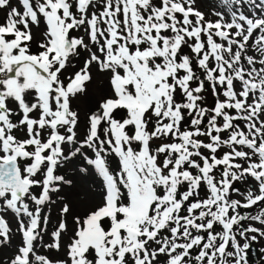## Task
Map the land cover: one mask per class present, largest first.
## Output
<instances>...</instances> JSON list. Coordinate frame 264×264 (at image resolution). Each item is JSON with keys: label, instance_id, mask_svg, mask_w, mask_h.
<instances>
[{"label": "snow or ice", "instance_id": "1", "mask_svg": "<svg viewBox=\"0 0 264 264\" xmlns=\"http://www.w3.org/2000/svg\"><path fill=\"white\" fill-rule=\"evenodd\" d=\"M195 2L0 0L9 9L0 23V245L12 239L8 211L21 236L9 264H247L250 245L237 235L264 236L243 223L264 226V13L220 0L209 20ZM75 58L81 66L67 75ZM93 67L110 94L80 131L72 100ZM77 157L103 187L84 215L52 198L72 185L58 172ZM58 201L49 234L43 213ZM69 215L65 258L38 254V245L61 250Z\"/></svg>", "mask_w": 264, "mask_h": 264}, {"label": "rangeland", "instance_id": "2", "mask_svg": "<svg viewBox=\"0 0 264 264\" xmlns=\"http://www.w3.org/2000/svg\"><path fill=\"white\" fill-rule=\"evenodd\" d=\"M254 5H262L261 8H256ZM11 6L20 7L18 0H11ZM195 7L200 11L205 13V18L209 20H215L217 17L213 15L215 11L223 10L220 6V0H196ZM9 9H0V23L4 22L6 12ZM241 11L245 12L249 15H261L264 13V0H242V5L240 8ZM45 30V25L41 24L39 27L33 26V41H32V51H37L38 43L42 41L43 36L42 33ZM83 32L80 33L73 32V35H82ZM82 61L79 58H75L72 60V65H75L73 68L71 65L68 67L67 75H72L75 70H78L81 66ZM93 79L87 85V90L84 94H80L72 100V107L74 110H77L81 117L80 131L84 130V122L86 120L87 115L90 110H94L97 106L98 102L102 100V98L110 94L109 89L110 85L105 75L98 72V70L93 67L92 68ZM203 104L207 107H213L215 104L216 97L211 92L210 88H206L203 93ZM18 136L22 135L21 133H16ZM226 135V134H225ZM227 150V149H225ZM82 162L79 157L74 158L69 161L66 165L59 169L58 174L65 175L66 179H71L73 181L71 186H63V190L54 195L53 200H57V197H63L66 202H68L72 208V214L76 215H84L88 210L95 207L97 203H99L101 198V193L103 191L102 181L95 174L94 170H90L88 174H82L78 171V167L81 166ZM117 165V160L115 158L111 161V167L115 168ZM241 191H246L249 187L247 183L238 184ZM38 191V190H37ZM203 195V191H202ZM233 198L243 199L241 196L233 194ZM59 201L56 204L51 205L50 212L48 209H45L43 214L50 215V223L48 225V233L54 230L55 226L60 219L59 216ZM246 213H250L252 215L256 214L259 209L257 207H253L249 210H242ZM5 219L9 222V226L12 229V239L10 243L6 245H0V264H9L11 258H13L16 253L17 248L21 244V236L16 229L18 227L17 219L15 215L8 211L5 214ZM68 220V231L62 235V247L59 252L52 249H45L43 247L37 246L38 254L47 255L50 259L56 260L65 258V247L67 243L70 242V237L72 236L74 224L72 223V215L67 217ZM245 226L253 225L257 228H261L264 230V226L260 225L258 222H254L246 220L243 222ZM234 230H237L234 228ZM252 237H256L255 240H252ZM237 239L241 247L244 243H249V245H253L256 250V258L259 261L258 264H264V236H260L259 233L249 232L246 234V237H240L237 235ZM44 242H50V235L44 236ZM229 251H233L231 246H229ZM247 253V264H254L251 261V252L249 248L246 250ZM259 258V259H258ZM231 264V258H230Z\"/></svg>", "mask_w": 264, "mask_h": 264}, {"label": "water", "instance_id": "3", "mask_svg": "<svg viewBox=\"0 0 264 264\" xmlns=\"http://www.w3.org/2000/svg\"><path fill=\"white\" fill-rule=\"evenodd\" d=\"M249 250L251 252L252 257L256 260V250L252 244L249 246Z\"/></svg>", "mask_w": 264, "mask_h": 264}, {"label": "trees", "instance_id": "4", "mask_svg": "<svg viewBox=\"0 0 264 264\" xmlns=\"http://www.w3.org/2000/svg\"><path fill=\"white\" fill-rule=\"evenodd\" d=\"M259 259V258H258ZM251 261L254 263V264H258L259 263V261H255L253 258H251Z\"/></svg>", "mask_w": 264, "mask_h": 264}]
</instances>
